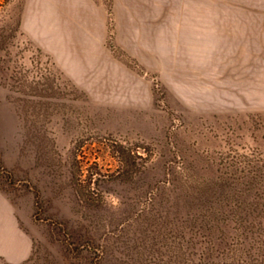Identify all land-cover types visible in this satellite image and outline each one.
I'll list each match as a JSON object with an SVG mask.
<instances>
[{"label": "rangeland", "instance_id": "obj_1", "mask_svg": "<svg viewBox=\"0 0 264 264\" xmlns=\"http://www.w3.org/2000/svg\"><path fill=\"white\" fill-rule=\"evenodd\" d=\"M95 1L86 35L83 2L0 0L26 264H253L225 182L264 157V0Z\"/></svg>", "mask_w": 264, "mask_h": 264}, {"label": "trees", "instance_id": "obj_2", "mask_svg": "<svg viewBox=\"0 0 264 264\" xmlns=\"http://www.w3.org/2000/svg\"><path fill=\"white\" fill-rule=\"evenodd\" d=\"M242 164L246 173L238 179L228 178L225 182L230 196L236 194L231 192L234 185L241 186L242 200L230 212L234 213L233 219L248 240L246 255L253 257V264H264V157L255 162L245 160ZM0 262L10 264L4 258H0Z\"/></svg>", "mask_w": 264, "mask_h": 264}, {"label": "crops", "instance_id": "obj_3", "mask_svg": "<svg viewBox=\"0 0 264 264\" xmlns=\"http://www.w3.org/2000/svg\"><path fill=\"white\" fill-rule=\"evenodd\" d=\"M75 2L76 0H66ZM83 2L81 8L86 22L84 28L86 35H90L87 26L93 18V4L95 0H77ZM101 16H104V8H100ZM84 41H91L84 38ZM72 56V55H70ZM33 237L22 229L20 219L17 216L14 204L8 200L4 191L0 188V258H4L10 264H21L31 256L33 252Z\"/></svg>", "mask_w": 264, "mask_h": 264}]
</instances>
